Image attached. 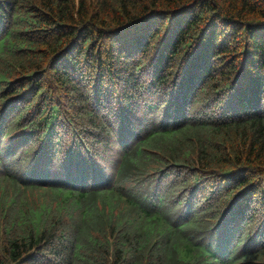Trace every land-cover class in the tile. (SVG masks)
<instances>
[{
  "label": "trees",
  "instance_id": "trees-1",
  "mask_svg": "<svg viewBox=\"0 0 264 264\" xmlns=\"http://www.w3.org/2000/svg\"><path fill=\"white\" fill-rule=\"evenodd\" d=\"M0 264H264V0H0Z\"/></svg>",
  "mask_w": 264,
  "mask_h": 264
},
{
  "label": "rangeland",
  "instance_id": "rangeland-1",
  "mask_svg": "<svg viewBox=\"0 0 264 264\" xmlns=\"http://www.w3.org/2000/svg\"><path fill=\"white\" fill-rule=\"evenodd\" d=\"M104 159L107 161L109 166H112V163L114 162V154L112 152H109V155L105 156ZM121 183H123L125 186H130V184H133V181L124 180ZM140 187H142L141 184H140ZM28 197L31 199V198H35L36 196L31 193V194H28Z\"/></svg>",
  "mask_w": 264,
  "mask_h": 264
}]
</instances>
